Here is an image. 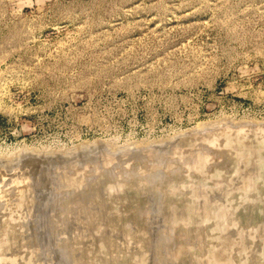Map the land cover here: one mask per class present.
<instances>
[{"label": "rangeland", "instance_id": "374dc122", "mask_svg": "<svg viewBox=\"0 0 264 264\" xmlns=\"http://www.w3.org/2000/svg\"><path fill=\"white\" fill-rule=\"evenodd\" d=\"M0 264H264V0H0Z\"/></svg>", "mask_w": 264, "mask_h": 264}, {"label": "bare ground", "instance_id": "6f19581e", "mask_svg": "<svg viewBox=\"0 0 264 264\" xmlns=\"http://www.w3.org/2000/svg\"><path fill=\"white\" fill-rule=\"evenodd\" d=\"M51 176V175H50ZM55 179V178H54ZM55 181V180H54ZM57 182V181H56ZM44 185V184H43ZM48 193V192H47ZM43 211V210H42ZM48 216V215H47ZM50 217V216H49ZM78 217V216H77ZM40 218V217H39ZM48 218V217H47ZM37 221V220H36ZM45 221V220H44ZM50 225V224H49ZM33 228V227H32ZM46 231V230H45ZM43 235V234H42ZM12 241V240H11ZM49 242V241H48ZM70 259H72V257L70 258ZM74 260H75V258H74ZM68 261V260H67Z\"/></svg>", "mask_w": 264, "mask_h": 264}]
</instances>
